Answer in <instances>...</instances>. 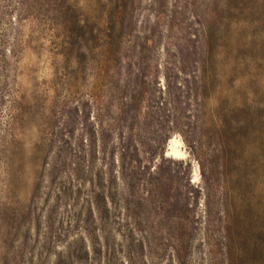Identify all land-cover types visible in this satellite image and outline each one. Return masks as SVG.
I'll return each mask as SVG.
<instances>
[{"label":"rangeland","instance_id":"1","mask_svg":"<svg viewBox=\"0 0 264 264\" xmlns=\"http://www.w3.org/2000/svg\"><path fill=\"white\" fill-rule=\"evenodd\" d=\"M0 264H264V0H0Z\"/></svg>","mask_w":264,"mask_h":264},{"label":"bare ground","instance_id":"2","mask_svg":"<svg viewBox=\"0 0 264 264\" xmlns=\"http://www.w3.org/2000/svg\"><path fill=\"white\" fill-rule=\"evenodd\" d=\"M167 156L174 160H185L188 156L183 142L179 137H173L168 143V152Z\"/></svg>","mask_w":264,"mask_h":264},{"label":"trees","instance_id":"3","mask_svg":"<svg viewBox=\"0 0 264 264\" xmlns=\"http://www.w3.org/2000/svg\"><path fill=\"white\" fill-rule=\"evenodd\" d=\"M163 99L161 98L159 101H151L150 104H149V108L152 109V110L153 109L161 110L163 104H170L171 103V101H172L171 94L169 95L168 98H166L164 100V102H162ZM186 200H187V198H184V202L185 203H186Z\"/></svg>","mask_w":264,"mask_h":264}]
</instances>
